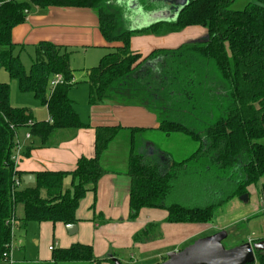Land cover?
<instances>
[{
	"label": "trees",
	"instance_id": "1",
	"mask_svg": "<svg viewBox=\"0 0 264 264\" xmlns=\"http://www.w3.org/2000/svg\"><path fill=\"white\" fill-rule=\"evenodd\" d=\"M107 1L2 0L0 3V68L17 79L20 91L31 92L38 98L49 117L36 121L26 108L11 106L9 86L0 81V261L3 253L10 250L16 221L76 223L79 201L88 191L93 193L91 208H94L96 184L107 172L101 163L102 155L121 130L129 134L126 173L130 179L131 220L142 208H163L167 211L166 222L212 221L214 203L195 207L166 203L172 181L191 163L204 170L238 177L232 196L246 193L249 184L264 177V144L260 142L264 139V0H249L240 10L230 8L234 0H189L173 22L159 21L137 31L122 30L117 14L105 5ZM32 6L95 9L105 41L120 45L110 47L111 51L89 69L88 103L112 100L145 106L160 118L158 130L184 134L198 141L197 149L183 160L169 159L170 165L147 163L137 152L134 140L145 129L97 126L92 157L80 156L71 171H36L34 182L24 184L25 172L18 170L11 158L19 130L28 132L38 145L45 146L59 129L75 131L87 126L67 94L77 84L68 83L73 76L68 65L70 51L65 46L41 41L34 46L36 57L28 71L14 53L17 44L11 39V31L24 22ZM190 25H203L208 37L176 49H155L146 57L128 47L133 32L160 35ZM151 61L156 64L150 65ZM57 73L65 83L50 92L48 80ZM34 146L30 141L21 155L28 156ZM67 176L70 187L64 188ZM14 178L20 180V186H14ZM18 205L23 209L20 219L15 216ZM153 230V225H147L133 240L148 239ZM74 261L114 264L111 258H96L92 247L82 243L54 249L47 264ZM248 264H264V253L255 251V260Z\"/></svg>",
	"mask_w": 264,
	"mask_h": 264
},
{
	"label": "crops",
	"instance_id": "2",
	"mask_svg": "<svg viewBox=\"0 0 264 264\" xmlns=\"http://www.w3.org/2000/svg\"><path fill=\"white\" fill-rule=\"evenodd\" d=\"M105 5L109 10L117 14L120 28L131 31L143 29L156 21L173 22L174 19L172 17L176 14L178 8L174 2L169 3L167 0H108ZM140 12L149 14L138 20V23L136 22L133 25L126 24L124 17L132 14L139 17L138 13ZM124 21L125 24L123 23ZM134 33L143 34L145 32H133L132 34L134 35ZM159 36L161 35L149 34L148 37H143L148 40L147 46L136 48V51L147 54L152 49H156L160 45L157 42L151 44L150 42ZM11 39L13 43L17 44L14 50L17 49L18 52L25 50L27 47H33L34 49V46L41 41H49L65 46L70 51V54L81 49L86 50L85 52L87 50L93 52L94 50H100L99 59L111 51L110 47L120 45L119 42L107 43L105 41L99 30L98 15L95 9L77 7L51 6L40 8L32 6L24 22L13 27ZM153 64L155 65L156 61H151L150 65ZM89 69H86L87 74H89ZM73 79L76 82L74 75ZM72 102L73 108L77 112L74 100ZM89 108L88 120L82 121L87 124L86 127L75 131L59 129L54 132L45 146L38 145V142L34 139H26L24 136L26 131L19 130L16 141L22 144V148L29 144L30 141H33L35 146L30 150L28 156H20L16 163L17 169L24 171V175L31 173L33 176L36 171H71L75 168L76 161L80 156H93L95 127L119 125L122 127L143 128L145 130L142 132H145L146 130H158L160 123V118L145 106L103 100L96 104H90ZM32 118L36 121L49 119L48 113L45 119H36L33 116ZM122 134H128V132L121 130L108 144L102 155L101 163L107 172L99 178L96 184L94 208H91L94 197L91 191H88L79 201L76 210L78 220L74 223L76 230L73 233H68L65 227L66 224L61 222L49 224L43 221L44 223L33 225V228L36 226L41 233H46L48 226L51 224L56 229L60 241L55 242L56 244L52 249L49 248L51 245L48 246L50 258H47V255L41 259H28L22 256L16 257L9 264H47L51 261L54 249L67 248L74 243L90 245L96 258H116L121 264H143L158 257L162 260L164 256L166 257V252L180 250V247L186 245V241L193 237L194 232L191 229L189 232L185 230L181 234L176 233L178 231L182 232L185 228H191L194 223L166 222L167 211L163 208H142L140 211L147 215L143 216L142 213L139 217L132 220L129 219L130 179L126 173L129 140L127 142L123 139L119 145L117 138ZM148 145H150V142ZM164 155L166 154L164 153ZM166 161L170 165L168 158H166ZM65 182L63 181L64 188L70 187V179H66ZM20 206L18 205L15 211V216L18 219L23 216V209ZM28 223L23 224L20 221H16L14 228L22 229L23 234L26 232V227L29 226ZM147 225H153L154 227L148 239L134 241L133 236ZM65 234L70 237H66ZM167 236H170L166 239L168 242L163 243ZM256 239H264V236L252 238L248 241L254 242ZM52 241L54 242V240ZM21 247L20 241L16 244L13 243L12 234L10 248L22 249ZM55 264L95 263L74 261ZM101 264L109 263L102 261ZM154 264L157 263L155 262Z\"/></svg>",
	"mask_w": 264,
	"mask_h": 264
},
{
	"label": "rangeland",
	"instance_id": "3",
	"mask_svg": "<svg viewBox=\"0 0 264 264\" xmlns=\"http://www.w3.org/2000/svg\"><path fill=\"white\" fill-rule=\"evenodd\" d=\"M248 1L234 0L230 8L240 10ZM148 14L140 12L138 13L139 17L132 14L124 18L126 19L127 25H133L136 22L138 23V20L148 16ZM123 23L125 24V21ZM149 34H132L128 47L141 54L142 57H146L155 49H152L146 54L136 51V48H144L147 46L148 40L143 37H148ZM160 35L151 41L150 44L157 42L160 46L156 49H176L186 43L205 40L208 37V32L207 28L203 25H190L178 31ZM85 51L82 49L77 50L69 56L68 65L72 70L77 84L76 86L70 87L67 93L68 97L74 100L79 117L84 122L89 117L90 104L88 103V95L91 88V84L85 82L88 79L86 69L96 66L101 55L99 53L100 50H94V52L91 50ZM14 53L18 54L25 71H28L32 60L36 57L33 47H27L25 50H20L19 52L16 49ZM0 81L7 83L9 86V103L11 106L26 108L27 112L36 119H45L47 117L45 105L41 104L38 98L34 97L31 92L20 91L17 79L10 77L3 68H0ZM173 104L176 106L177 102ZM118 137L117 141L119 145L123 139L126 141L129 140V134H122ZM134 140L137 144L136 150L143 155L145 162L161 163L163 166L168 164L166 158L174 161L183 160L189 157L198 147V141H193L184 134H165L160 130H146L145 132L138 133L135 135ZM149 142L150 145H148ZM260 142L264 144V139ZM202 168L195 163H191L187 168L180 170L177 177L172 181L170 192L166 198L167 204L177 203L188 207H195L214 203L216 206L212 221L207 223H194L191 228H185L182 232L178 231L176 233L181 234L185 230L189 232L190 229L194 232L193 237L186 241V245H183L180 249L193 243L196 239L214 234L220 230L227 232L226 238L222 241L225 248H231L247 242L252 238L264 236V177H261L258 182L251 183L246 187V193H244L246 200H243L240 197L241 195H231L238 177L232 174L229 175L223 172L216 173L214 170H204ZM66 179L69 180L70 177L65 178L64 183H66ZM219 201L221 202L217 203ZM142 213L140 211L137 217L142 215ZM145 215L147 214L143 213V216ZM44 222L52 223L49 221ZM44 222L29 221V226L26 227V232L23 234L22 229L14 228L12 233L13 243L16 244L20 241L22 249L11 248L8 251L9 259H2L0 263L9 264L16 257L22 256L28 259H41L47 255V258H50L48 246L51 245L50 247L53 248L56 244L55 242H59L60 239L52 224L48 226L46 233H41L36 226L33 228V225ZM65 236L70 237L67 234ZM169 237L167 236L163 240V243H167L168 241L166 239ZM161 261H163V258L161 260L158 257L151 261H146L143 264H154L155 262L160 263Z\"/></svg>",
	"mask_w": 264,
	"mask_h": 264
},
{
	"label": "water",
	"instance_id": "4",
	"mask_svg": "<svg viewBox=\"0 0 264 264\" xmlns=\"http://www.w3.org/2000/svg\"><path fill=\"white\" fill-rule=\"evenodd\" d=\"M167 1L169 3L174 2L178 6L176 14L172 17L174 20L178 12L189 2V0ZM22 181L24 184L33 183V174L23 175ZM240 197L246 200L245 194ZM65 227L68 233H73L76 230L74 223L66 224ZM226 236L227 232L220 230L214 234L196 239L180 250L168 252L166 258L157 264H248L255 260V251L264 253V239L255 242L247 241L231 248H225L222 241ZM112 260L114 264H121L116 258H112Z\"/></svg>",
	"mask_w": 264,
	"mask_h": 264
},
{
	"label": "built area",
	"instance_id": "5",
	"mask_svg": "<svg viewBox=\"0 0 264 264\" xmlns=\"http://www.w3.org/2000/svg\"><path fill=\"white\" fill-rule=\"evenodd\" d=\"M0 3H2V0H0ZM63 83H65V81H64V78H63V76L61 74H59V73L53 74L48 80L49 91L50 92L53 91L55 86H57L59 84H63ZM68 83L69 84L74 83L73 76H72L71 80L68 81ZM24 136H25L26 139L30 138V134L28 132H25ZM22 147H23L22 144L16 141L14 152H13V154L11 156V158L14 161L15 165H16L17 161L19 160L20 156H21V152H22V149H23ZM13 183H14V186H16V187L20 186V180L18 178H14ZM13 228H12V231H13ZM49 248L52 249V247H49ZM2 259H9L8 252L3 253Z\"/></svg>",
	"mask_w": 264,
	"mask_h": 264
}]
</instances>
